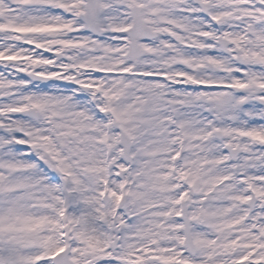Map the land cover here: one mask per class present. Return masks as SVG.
I'll return each instance as SVG.
<instances>
[{"label":"snow or ice","instance_id":"obj_1","mask_svg":"<svg viewBox=\"0 0 264 264\" xmlns=\"http://www.w3.org/2000/svg\"><path fill=\"white\" fill-rule=\"evenodd\" d=\"M0 264H264V0H0Z\"/></svg>","mask_w":264,"mask_h":264}]
</instances>
